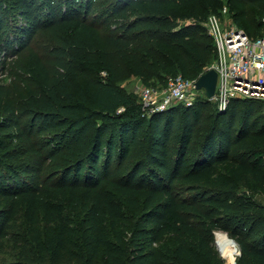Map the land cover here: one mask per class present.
Masks as SVG:
<instances>
[{
	"label": "trees",
	"instance_id": "obj_1",
	"mask_svg": "<svg viewBox=\"0 0 264 264\" xmlns=\"http://www.w3.org/2000/svg\"><path fill=\"white\" fill-rule=\"evenodd\" d=\"M222 6L251 37L264 33V0H0V51L27 52L44 28L54 39L59 28L79 37L97 23L126 18L112 39L144 83L151 85L150 72L164 61L179 70L173 75L196 79L215 61V43L210 34H196L198 24L176 19L200 22ZM11 11L22 24L9 26ZM58 64L77 69L64 56ZM87 86L90 106L62 102L54 86L52 102L29 125L6 100L0 252L21 213L29 225L57 223L22 246L25 263L223 264L214 247L215 233L223 231L238 244L236 264H264V202L252 192L264 196V100L232 97L219 108L204 98L147 115L113 79L89 78ZM48 130H60L67 142H39ZM58 198L77 213L71 225L63 223L66 210L52 207Z\"/></svg>",
	"mask_w": 264,
	"mask_h": 264
},
{
	"label": "rangeland",
	"instance_id": "obj_2",
	"mask_svg": "<svg viewBox=\"0 0 264 264\" xmlns=\"http://www.w3.org/2000/svg\"><path fill=\"white\" fill-rule=\"evenodd\" d=\"M183 12L184 10H181L182 14ZM208 13L202 16L203 20L200 22L188 16L180 17L176 19V22L179 25L196 23L199 25V29L196 30L197 35L209 34L205 25ZM215 13L220 15L224 22H233L229 18L228 13L224 12V6L218 8ZM7 16L10 27L18 23L22 24V19L19 16L17 17L14 11L9 12ZM132 18L133 16L128 19ZM117 20L118 22L115 23L112 18L108 19L107 27L102 23H97L99 27L93 30H87L81 33L79 37L75 32H70L68 28L62 30L59 28V39H54L53 31L50 28H44L34 35L27 52L11 56L8 55L7 57L5 52L0 51L1 130L6 132L9 129L4 126L7 124L9 116H11V110H8L9 106L6 100H10L13 103L14 115L21 119L23 123L29 125L31 124L33 116L41 113V110L47 108L52 102L49 91L52 88L54 91V86L56 87V94L62 102L80 101L86 106H90L87 104L91 98L90 90L87 86L89 78H97L102 81L113 79L122 89L127 92H133L137 96L138 101L141 89L148 85V83H144L143 78L134 71L132 62L122 59L121 56L119 57V50L113 42L111 31L114 30L116 24L120 25L125 23L127 19L119 18ZM62 56L66 60L71 61L73 65L75 64L77 69L65 70L60 67L58 63ZM168 63L164 61L150 72L152 74L149 78L151 85L161 87L163 86V79L165 77H170L174 72L179 71H174V65ZM214 63L215 61L209 68ZM192 94L193 101L191 106L197 100L207 99L203 89L196 90ZM210 102L218 106L215 100L211 99ZM176 105L183 106L184 104L176 103L170 107ZM38 136L39 142L44 144L51 143L61 146L67 142L60 130L43 131ZM19 158L23 160L27 156L21 155ZM252 192L256 200L264 202V196L257 192L256 188ZM52 194H54L52 191H48L47 193L50 197ZM56 200L52 207L66 210L63 223L71 225L77 213L73 210L69 211V206L65 209V206H67L66 200H62L61 198ZM130 220V215L125 214L121 218L122 226L124 228L128 227ZM56 224L40 221L38 224L29 225L25 223L20 213L18 220L13 223L10 233L5 239L3 250L0 252V260L4 262H15V264H18L19 261L21 262L20 264H32L29 262L25 263L20 258L21 255L26 254V250L22 246H26V249H28V242L36 240L37 238L36 231L44 237ZM220 235H227V233L223 231H217L215 233L214 247L218 258L223 264H236L239 255L237 242L233 239L236 242L233 241L236 244V250H234L230 260L219 248L218 237ZM229 239L232 238L229 237ZM101 260L102 257L100 256L99 261Z\"/></svg>",
	"mask_w": 264,
	"mask_h": 264
},
{
	"label": "built area",
	"instance_id": "obj_3",
	"mask_svg": "<svg viewBox=\"0 0 264 264\" xmlns=\"http://www.w3.org/2000/svg\"><path fill=\"white\" fill-rule=\"evenodd\" d=\"M205 25L216 47L212 67L217 72V82L212 99L218 107L225 108L232 97L264 100V33L251 37L235 22H224L217 13H210ZM194 82L195 79L178 73L168 77L161 87L144 86L138 97L141 111L148 115L176 103L191 105L192 93L197 90Z\"/></svg>",
	"mask_w": 264,
	"mask_h": 264
},
{
	"label": "water",
	"instance_id": "obj_4",
	"mask_svg": "<svg viewBox=\"0 0 264 264\" xmlns=\"http://www.w3.org/2000/svg\"><path fill=\"white\" fill-rule=\"evenodd\" d=\"M216 82L217 72L211 67L195 79L194 86L197 90L203 89L204 95L207 99H212L215 94ZM231 240L234 241L233 239ZM238 253L240 254V250H238Z\"/></svg>",
	"mask_w": 264,
	"mask_h": 264
},
{
	"label": "bare ground",
	"instance_id": "obj_5",
	"mask_svg": "<svg viewBox=\"0 0 264 264\" xmlns=\"http://www.w3.org/2000/svg\"><path fill=\"white\" fill-rule=\"evenodd\" d=\"M218 245L222 253L231 260L232 254L236 250V244L227 235H220Z\"/></svg>",
	"mask_w": 264,
	"mask_h": 264
}]
</instances>
